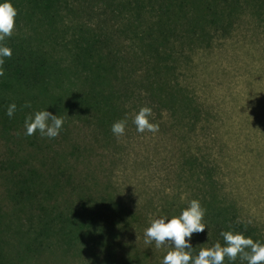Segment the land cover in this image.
I'll return each instance as SVG.
<instances>
[{
    "label": "rangeland",
    "instance_id": "374dc122",
    "mask_svg": "<svg viewBox=\"0 0 264 264\" xmlns=\"http://www.w3.org/2000/svg\"><path fill=\"white\" fill-rule=\"evenodd\" d=\"M103 9L104 3L97 0L95 11L83 12L78 20L97 26ZM238 9L225 16L229 20L225 29L207 24L208 37L190 40L181 36L175 40L176 59L166 60L169 67L162 72L170 79L173 88L169 90L179 97L174 106L148 98L147 83L155 77L154 70L146 68L154 62L145 60L149 54H142L138 43L129 46L133 43L131 35L118 33L126 12L122 19L113 18V25L105 31L115 35L117 47L121 43L120 49L137 56L130 70L131 64L124 70L119 66L120 76L127 77L122 88L125 94H120L128 121L125 133L116 137L110 128L108 135L101 133L95 140L96 124L87 126L86 120L74 114L64 119L71 127L70 140L79 142L80 148L67 142L61 155H68L66 151L73 148L81 162L78 173L82 177L105 183L113 194L143 214L140 221L128 225L122 238L131 251L148 253L146 262L161 263L170 250L167 243L159 248L154 242L145 243L144 230L150 221L169 217L173 211L180 213L190 200L200 201L207 192L209 196L218 195L217 201L226 207L228 217L249 223L264 234V5L242 2ZM71 13L65 14L66 21L73 19ZM84 73L80 75L84 77ZM73 80L71 88L81 89V80ZM121 83L123 80L119 86ZM186 101L196 110L187 111ZM142 106L151 107L152 121L159 124L157 133L136 131L132 117ZM87 138L94 144L90 154L84 148ZM56 148L60 146L56 144ZM3 149L0 140V152ZM205 167L211 169L214 186L205 176ZM88 168L95 173L88 175ZM2 183L0 193H6ZM2 198L0 194L9 216L3 218L0 248L9 257L30 264H101L90 250L88 209L67 206L51 226L41 222L35 230V219L29 218L27 209L14 213L8 198ZM37 230L43 233L38 238L44 241L46 250L31 256L25 247ZM194 234L192 241L206 242L201 233Z\"/></svg>",
    "mask_w": 264,
    "mask_h": 264
},
{
    "label": "trees",
    "instance_id": "16d2710c",
    "mask_svg": "<svg viewBox=\"0 0 264 264\" xmlns=\"http://www.w3.org/2000/svg\"><path fill=\"white\" fill-rule=\"evenodd\" d=\"M101 1L105 9L99 13L100 21L97 26H90L78 19L87 10L94 12L97 0H12L18 12L15 30L4 41L12 49V55L4 58L0 66L4 72L0 76V140L4 145L0 152V181L6 191L0 194L14 206V213L20 208L23 212L28 210L29 218L35 219V230L41 222L51 226L61 218L62 210L67 206L88 209L92 225L90 250L101 264H161L155 260L146 262L147 252V255L138 250L133 252L129 249L131 246L123 242L124 230L132 221L144 218L143 214L113 194L105 183L89 181L85 175L82 177L78 173L81 162L73 148L66 151L68 155H61L67 142L68 146L80 148L79 142L70 140L71 127L67 120H64L60 134L49 139L39 133L25 135L24 119L31 112L42 109L62 113L60 116L64 119L74 114L86 120L87 126L91 122L96 124L93 129L96 140L100 139L101 133H109L119 117H125L120 94H125L122 88L127 77L120 76L119 66L124 70L131 64L130 70L136 64L137 56L131 50L120 49L121 43L117 47L115 35L105 31L113 25V18H121L123 12L126 14L121 18L123 23L118 33L131 35L133 43L129 46L138 43L139 51L149 54L145 60L154 62L146 68L147 71L152 68L155 77L147 83L148 98L174 106L179 97L169 90V87L173 88L170 79L162 72L169 67L166 60L170 61L173 56L176 59L175 40L181 36L190 40L208 37L207 24L221 25L225 29L229 24L225 16L238 11L242 2L262 6L264 0ZM68 12H72L70 21L65 20ZM162 60L167 65H163ZM81 72H85L84 77ZM73 77L81 80V89L74 91L71 88ZM12 102L16 103L17 110L9 118L5 110ZM26 102L31 108L24 107ZM184 107L189 112L196 110L189 101ZM56 144L60 148L53 149ZM84 148L90 154L94 148L93 140L89 138ZM205 168V176L214 186L216 181L210 176L211 169ZM92 169H87L88 175L95 173ZM218 199V195L209 196L207 192L200 200L205 209L203 222L207 226L200 233L207 240L192 241L193 233L192 255H196L200 247H211L217 242L223 244L222 231L243 232L254 241L264 242V234L257 227L228 217L226 207L219 204ZM2 212L0 232L4 226L3 218L9 216L0 199V215ZM179 214L173 211L169 217ZM42 234L37 230L29 239L25 247L29 255L39 254L45 246L38 238ZM9 255L0 248V264H30ZM225 264H229L227 258ZM234 264H240L239 258Z\"/></svg>",
    "mask_w": 264,
    "mask_h": 264
},
{
    "label": "clouds",
    "instance_id": "9594fccd",
    "mask_svg": "<svg viewBox=\"0 0 264 264\" xmlns=\"http://www.w3.org/2000/svg\"><path fill=\"white\" fill-rule=\"evenodd\" d=\"M17 9L12 0H0V66L4 58L11 57L12 49L4 41L13 35L16 24ZM4 72L0 67V76ZM24 107L31 108L26 102ZM17 110L15 102L8 104L5 115L12 118ZM127 117L113 122L111 132L120 137L125 133ZM132 123L138 133H157L159 124L152 121V109L142 106L132 117ZM64 118L50 113L47 109L35 110L24 119L25 135L39 133L41 137L53 139L60 134ZM205 209L198 199H192L187 207L183 208L178 216H161L152 219L144 230L145 243L154 242L155 247L170 246L164 255L161 264H229L239 258L240 264H264V242L254 241L243 232L232 230L222 231L223 244L217 242L211 247H200L196 255H192L191 237L193 233H200L207 228L203 222ZM206 244V243H204Z\"/></svg>",
    "mask_w": 264,
    "mask_h": 264
}]
</instances>
